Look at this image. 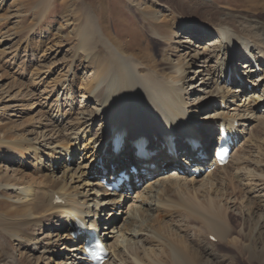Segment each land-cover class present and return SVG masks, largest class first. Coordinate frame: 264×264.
<instances>
[{"label":"bare ground","instance_id":"obj_1","mask_svg":"<svg viewBox=\"0 0 264 264\" xmlns=\"http://www.w3.org/2000/svg\"><path fill=\"white\" fill-rule=\"evenodd\" d=\"M205 2L206 0H181L176 5L174 3L170 5L173 9H182L178 10L179 20L175 26V28H177V34L174 35V37L182 38L177 44L179 43L183 49H188V52L184 54H189L190 50L193 51L191 49L193 47L189 45V47L186 48L185 43L187 44L194 40V36H199L200 40H202L204 39L203 35H208L209 31H213L215 35L213 38L215 40H208L206 46L203 45L199 49L198 45L195 46L196 48H194V52L189 58L190 62L194 59V66L198 67L195 71L191 72V74H193L191 78L199 79L200 85L203 86V92L210 86L209 90L205 92L201 102H196V100L190 101L187 98L186 95L191 96L193 92H189L190 88L187 89L188 86L178 78L180 75H185L186 69L191 65L190 63L185 67V70H182L181 66L168 63V65L163 67V71H158L159 79L154 75L151 76L150 73L147 72V69H145L146 72H142V69H144L142 60L138 59L136 54L126 56L111 39L106 40V38L102 37V28L97 23L94 12L84 7L79 35H86L87 31L92 34L87 46L83 47L85 49L83 51H85V61L89 63L91 58L94 59V62H90L93 76L90 82H87L88 84L85 92L81 96V99H83L79 100L77 103L73 102L76 105V117H71V115L74 114L73 106L66 112L60 109L57 102L55 108L58 109L53 112L51 118L45 123H42V126H39L42 130L40 132V138L35 139L36 145H33L30 138L28 140L13 138L9 141H5L7 145L13 146L18 153L23 149L36 153V158H38L41 165L44 163L42 158L44 159L45 157L47 162L45 165L43 164L45 174H43L39 181L9 178H4L0 181V196L5 197L4 191H11L13 196L10 201L15 205L12 209H4L0 212V264H27L22 260V258H26L27 256H22L21 253V256L18 257V255L15 254L14 244L12 246L14 241L25 248L29 246L28 252H31V254L36 251L39 252V249H41L40 251H46L59 258L63 252L64 257H66L68 261H64V259L61 258L57 261L58 264H86L83 260V256L80 255L81 246L74 244V241L66 235L71 229L67 226V223H72V216L76 215L84 221H87L88 224L93 225L94 229L101 230L100 234L102 235L100 236L103 241L106 242L113 237L111 233L115 228L111 224L112 219L108 220L106 218L107 220H105V218L102 217L103 207L108 203H113L112 205L116 204L123 195L126 197L128 196L116 192L110 194L100 192L99 184L94 176L98 173L100 174L103 169L109 170V166L107 165L108 161L113 162L112 165L115 166L116 169H119L123 166L121 160L126 158L129 162L135 164L139 163L141 169L144 170V174L153 173L155 170H159L163 165L167 168L172 167L173 170L170 173L172 177L166 188L172 187L177 191L180 189L176 187V185H180L181 193H179L181 198V196L189 190L186 189V183L184 181L189 180L192 184L195 182L196 176L178 174V169L183 173H187L184 171L185 167H178L180 166L178 164L180 160H177V156L180 150L184 149V155L194 157L193 159L197 162L194 168H204L208 164H205L203 159H197L196 156L199 154L200 150L202 153H204V151L208 153L209 146L211 145L208 135H210L209 133L211 130L214 132L215 125V128H217L218 124H227L230 129V126L237 122L239 124L238 128L237 126L236 128L234 127L236 132L242 133L244 131L246 133L247 131L243 126L246 128L249 124L246 125L245 121H242V117L249 116L248 118L253 120L259 119L257 134L264 130V106H260L257 102L260 100H256L254 96L259 86L258 81L264 78V17L259 16L258 18H253V15L240 16L224 13L216 15V17L210 15V23L205 20L193 18V15H195L193 12ZM159 3L164 4L162 2ZM164 6L168 7L167 5ZM206 17H208V15H206ZM150 32L152 37L160 39L158 37L159 33L156 30L151 29ZM182 34L185 36H182ZM196 41H198L197 38L195 39V42ZM96 46H99V48ZM94 49H97L102 56L96 55V50L92 54ZM240 49H247L249 52L248 56L242 57L244 69H242L241 75L243 78L240 81L233 80L234 84H237V86L229 88V85L226 84L227 79L223 80L222 77L226 74L225 69L228 68V64H230V72L234 76L236 64L232 62V56L236 58L241 51ZM207 54H209L208 59L203 61L204 56ZM252 55L259 67L263 69L262 75L253 69L250 59H248V57ZM181 57L182 56H180V58ZM212 58L215 61L213 65L210 64ZM152 62L156 66L158 65L155 61ZM138 67L141 68L139 72ZM170 75L172 77L170 78L172 84H167L163 81V78ZM212 81L213 83H211ZM65 86L68 87V85ZM66 89L72 90L71 84H69V88ZM71 92H73V90L68 94H71ZM192 95H194V93ZM67 98L68 97L65 98V101ZM89 102L94 105L91 106ZM203 102L206 104H202ZM70 104L68 103L67 106ZM196 104H199V106H196ZM200 109H210V117H200ZM192 116L195 117V119H205L207 121L205 126L202 128H193L192 125L194 124L190 122ZM64 119L67 120L66 126H61ZM96 126L99 127L97 128ZM137 126H141L142 128L136 130ZM94 127L96 128L94 129ZM109 128L111 133H119V143L117 146L122 149L119 153H114L112 149L113 146H111L110 149L108 148L109 145L108 147L99 148V144L102 142L105 132L107 133V137H110V135L108 136ZM247 130L249 133L250 128H247ZM182 134H184L183 139L182 136H180ZM175 135L178 136L181 141H184L185 138L187 139L182 145H178L174 139ZM47 136L49 138H47ZM233 137H236V135L233 134ZM171 138H173V141H171ZM191 140H195L200 144L195 152L191 151ZM80 141H83L81 154L84 155V158L82 159L78 154L79 158L82 159L80 162L77 164H71L72 162L66 164L67 162L64 157L66 158V155L69 154L74 156L78 153L81 149L78 145ZM215 145L217 146V143ZM212 149L214 150V148ZM84 150H87V152ZM90 150L95 151L94 157L96 156V159H98L95 164L94 159L88 162L86 160L90 155ZM139 153L145 156L140 157ZM263 155L264 153H261L258 157H261L262 161H264ZM19 157L21 158V156ZM230 158L233 162L235 161V174L248 175L251 178L250 180L254 178L253 180L259 183H250L254 184L252 188L255 194L264 197V164L261 165V163L255 162V159L253 161H246L245 157L238 149L234 151ZM261 160L258 159V161ZM228 162L229 161H227V165ZM150 164L153 165V168H150ZM227 165L215 167L213 172L222 170L228 174ZM177 179H182L184 181H176ZM160 182L161 179L158 181L155 180L152 185H157ZM163 184H165V182ZM146 186H144L140 193L149 187ZM257 186H261V188H256ZM132 187L133 185L131 188ZM122 188L123 187H121V189ZM162 188L163 187H161V189ZM163 191L165 192V190ZM163 191L160 190V192ZM154 192L155 190H147L145 194L146 198L143 199L142 197L138 206H132V213L130 214L129 211H127L126 214L129 219L123 221L130 224V227L126 228V232H128L133 239L124 246L129 249V252H126L131 253V256L133 255V260L138 259L137 249L141 246V240L139 238L140 241L135 240V237L136 235L140 237L144 234L140 229H137V227H139V221H137L138 217H142V214L157 211L156 209L160 208V205H158L159 202L153 199ZM135 197L133 200H135ZM260 197L254 200H252L253 196L250 197V202L248 200L247 204L243 203L246 200L243 199L244 201L242 200L239 206L240 210L248 214L250 209H256L257 206L264 209V199L261 200ZM57 199H60L61 202H55ZM174 202L176 201L174 200ZM16 203L20 205H16ZM186 203L188 202L186 201ZM204 203H206V200ZM181 205L182 204H180V206ZM192 206L194 205L192 204ZM244 206H246V209ZM203 208L204 207H202V209ZM205 208L207 213L203 217L204 224H202V227L204 231L201 232H206L208 239L212 236L210 235L211 233L215 238L217 237L219 241L224 240V235L227 240L230 230L228 231L229 233H227L228 229H226V227L228 228V226H226L225 221L224 223L220 222V216L224 219L226 217L224 216L225 210L223 211L222 209V212L220 209H216L210 212V210L213 209L210 208V204H206ZM188 210L191 211L192 209L190 210L189 208ZM250 211L252 212V210ZM116 214L113 213L111 216L115 217ZM191 214H188V216H192ZM151 215L150 217H152ZM194 215L193 218H197V216L195 215V217ZM150 217L148 216V218ZM54 218H56L58 222L55 221V223H53L54 220L52 219ZM46 220L47 222L51 221V237L54 238L56 235L54 232L56 229H60V232H62L54 239V247L51 249L50 246L52 243L49 241L51 239L50 236H45L42 238L43 240H41L35 235L36 233H34V230H39L40 226ZM200 222L202 223V221ZM254 222L257 224L260 222V219L258 221L257 218V221ZM103 224L108 225V227L102 226ZM199 226L200 225H198V227L195 226L197 230L198 228L199 230L201 229ZM117 230L116 228V231ZM167 230H169V228ZM171 231L174 230L172 229ZM225 232L227 236L224 234ZM165 235L168 236L167 234ZM179 241L180 240H178V242ZM181 241L179 242V246L183 243ZM210 242H212V240ZM174 245L177 246L178 244H173V246ZM108 246H114L113 248L115 249V245ZM175 246L174 249L168 247L171 250L169 255L170 264L200 263L198 260H200L201 255L189 249L179 250L181 247L175 249ZM185 246L186 244L184 243V248ZM62 247H64L65 252L62 250ZM247 249L250 252L253 251L250 247ZM160 250H163V248L161 247ZM263 250L262 258L264 259ZM150 251L149 248V252ZM258 251L256 249V252ZM153 252L152 254L154 255ZM158 252L162 254V251ZM127 253L123 251L121 246H118L116 256L125 257L126 259L130 256ZM145 253L147 254V252ZM142 255L144 256V251ZM146 256L147 255H145V257ZM157 256L150 259L144 257L145 259L140 258V260L137 261L139 264H146L148 262L153 264H169V261L164 262V258L161 259L160 256V258ZM208 256L210 257V253H208ZM117 260L113 257L111 261H107L103 264H113ZM120 261L122 260L120 259ZM129 264H133L132 261H129Z\"/></svg>","mask_w":264,"mask_h":264},{"label":"rangeland","instance_id":"obj_2","mask_svg":"<svg viewBox=\"0 0 264 264\" xmlns=\"http://www.w3.org/2000/svg\"><path fill=\"white\" fill-rule=\"evenodd\" d=\"M180 1L181 0H0V181L4 178L39 181L43 174H45L43 164L45 165L47 162L44 157V159L42 158L44 163L41 165L38 158H36V153H32L27 149H20L21 151L18 153L13 146L7 145L5 141H9L13 138H20L23 140H28L30 138L33 145H36L35 139L40 138L39 136L42 130L39 126H42V123H45L51 118L53 112L58 109L55 108L57 102L60 109L66 112L73 106L74 114L71 115V117H76L75 114L77 111L74 103L83 99H81V96L85 92L88 84L87 82H90L93 76L90 62H94V59L91 58L89 63L85 61V51H83L85 50L83 47L87 46L92 34L87 31L86 35H79L84 7L94 12L97 23L102 28V37L106 38V40L111 39L126 56L136 54L138 56L137 58L142 60V66H144L142 72H146L145 69H147V72H149L151 76L154 75L159 79L158 71H163V67L168 65V63L181 66L182 70H185V67L190 63L191 65L186 69L188 73L183 71L185 75H180L178 78L188 86L187 89L190 88L189 92L194 93V95H192V93L191 96L186 95L187 98L190 101L196 100V102H201L205 92L209 90L210 86L203 92V86L200 85L199 79L191 78L193 75L191 72L195 71L198 67L194 66V59L190 62L189 58L194 52L195 46L198 45V49L203 45L206 46L208 40H215L213 39L215 35L213 31H209V33L207 32L208 35H203L204 39L202 40H200L199 36H194V40L190 41V43L188 42L189 44L185 43L186 48L190 45V47H193L191 48L193 51L190 50L189 54H184L188 52V49H183L179 43L177 44L182 38L174 37V35L177 34V28H175V26L179 20L178 10L182 9H173L170 6L173 3L176 5ZM159 2L164 4H160ZM193 13H195L193 18L205 20L208 23H210V15L216 17V15L224 13L240 16L253 15V18H258L259 16L264 17V0H206V2L201 4ZM206 15H208V17H206ZM151 29L159 33L158 37L160 39L151 36ZM182 36L185 35L182 34ZM196 38L198 41L195 42ZM96 47L99 48V46ZM95 50L96 55L101 57L102 55L97 49H94L92 54ZM180 56L182 57L180 58ZM208 57L209 54L205 55L203 61L208 59ZM152 61H155L158 65L156 66ZM214 62L212 58L210 64L213 65ZM139 71H141V68L138 67V72ZM239 71L241 72V70ZM170 78H172L171 75L163 78V81L167 84H172ZM211 83H213V81ZM64 84L68 85V87ZM69 84H71L73 90L71 94L68 93L72 90L66 89L69 88ZM66 97H68L66 99L67 102L65 101ZM68 103L73 104L67 106ZM89 104L91 106L94 105L91 102H89ZM202 104L206 103L203 102ZM196 106H199V104H196ZM201 110L203 109H200V117H210V109ZM248 117L249 116L242 117V121H245V124H249V126L246 128L243 126L247 132L244 134L242 140L232 149L231 155L238 149L245 157L246 161H253L255 159V162H259L262 165L264 161L261 160V157H258L259 154L264 153V130L257 134L259 119L253 120ZM66 121L67 120L64 119L61 126H66ZM205 123V119H195V117L192 116V124H195L194 126L197 128L205 126ZM96 127L98 128L99 126ZM96 127H94V129ZM141 128V126H137L136 130H140ZM247 128H250L249 133ZM48 136L47 138H49ZM107 138V133L105 132L102 142L99 144V148L108 147V143L105 142ZM210 139L211 135H209V140ZM210 142L212 141L210 140ZM78 145L81 149L72 156L69 161L72 162L71 164H77L84 158V155L81 154L83 141L78 142ZM87 150L84 151L87 152ZM78 154L82 159L79 158ZM94 155L95 151L90 150V155L86 159L87 162L94 159L95 164L96 156L94 157ZM19 156H21V158ZM64 159L66 160L65 157ZM258 159L262 162L258 161ZM229 160L228 165L226 164L228 174L222 170L216 172H213L214 170L210 172L203 171L198 173L195 182L192 184L189 180L184 181L182 179H177L176 181H184L186 183V189H189L181 198L180 185H176V187L180 189L177 191L172 187L166 188L172 177L170 176L173 170L172 167L167 168L163 165L159 170L157 169L153 173L147 175L137 173L136 178L140 181H135L136 185L134 189L127 190L126 195L128 197L123 195L121 199L116 202L117 204L112 205L113 203H108L103 207L102 217H104L105 220L112 219L111 224L115 228L111 233L113 237L107 240L108 245H115V249L113 248L114 246H109V250H111L109 257L112 256L108 261H111V259L115 257V259L118 260L113 264H127V261L128 264L129 261H132L133 264H139L138 261L140 258L150 259L159 255L161 259L164 258V262H168L170 260V249H174L175 245L173 246V244H178L175 246V249L181 247L179 250L189 249L201 255L200 260H198L201 264H264V259L262 258V250L264 249V209L257 206L256 209L253 208L254 211L250 209L252 212L249 210V213L246 214V212L241 211L239 207L243 199H246L245 201L243 200V203L247 204L248 200L250 202V197L253 196L252 200L260 197L255 194L252 188V185L256 184L257 181L253 180L254 178L250 180L251 178L248 175L235 174V161L233 162L231 158ZM143 175L144 177L146 176L145 179ZM142 179L144 180L141 181ZM159 179H161V182L153 186V181H158ZM164 182L165 184H163ZM129 184L130 188L134 185V183L131 182H129ZM257 184L259 183L257 182ZM144 186L149 187L143 191L144 193H140ZM161 187L164 189H161ZM259 187L261 188V186ZM259 187L257 186L256 188ZM123 189L124 187L122 190ZM147 190H155L153 199L159 202L158 205H160V208H157V211L142 214V217H138L137 221H139V227H137V229H140L144 234L140 237H137L138 235L135 237V240H141V244L139 243L141 246L139 245L140 247L137 249L138 259L133 260V255L131 256V253H127L129 249L124 246L133 239L130 237L129 233L126 232V228H129L130 224L123 221L129 219L126 215L127 211L131 214V207L134 205L138 206L142 197L143 199L146 198L145 194ZM160 190H165V192H160ZM4 192L5 197L0 196V212L4 209H12L15 206L10 201L13 193L11 194L9 190ZM246 196L249 199H247ZM134 197L135 200H133ZM260 199L262 200L264 197H260ZM174 200L176 202H174ZM205 200L206 203H204ZM186 201L188 203H186ZM180 204L184 206H180ZM192 204L196 207L192 206ZM206 204H210V208H213L210 212L216 209H220L221 211L222 209L223 211L225 210L224 216L226 217L224 219L220 216V222L224 223L225 221L226 226H228V228L226 227V229H228L227 233H230L228 234L227 240L224 235L223 241H219L216 237V240L210 242L211 240L207 238L206 232H201L204 231L202 224H204L203 217L207 213V210H205ZM16 205L20 204L16 203ZM202 207H204V210ZM187 208L192 210L189 211ZM244 208L246 209V206H244ZM113 213H117L115 217L111 216ZM188 214L192 216H188ZM194 214L197 218H193ZM150 215L152 217H150ZM148 216L150 218H148ZM257 218L258 221L260 219V222L256 224L254 221H257ZM52 220H54L53 223H55V221L58 222L56 218ZM200 221H202V223ZM198 225H200V230L199 228L197 230ZM51 226V221L47 222L46 220L40 226L39 230H34V233L43 240V237H49L51 235ZM102 226L108 227L106 224ZM116 228L118 229L117 231ZM168 228L169 230H167ZM172 229L174 231H171ZM54 232L56 235L54 238L50 236L51 239L49 240L52 243L50 249L54 247V239L62 233L60 229H56ZM224 234H226V232ZM210 235L214 237L213 234L210 233ZM178 240H182L181 242L183 243H181V246H179L180 241L178 242ZM184 243L186 244L185 248ZM17 244L16 241L12 243L15 254L18 255V257L21 256V253L22 256H27L26 258H22L27 264H58L57 261L61 258H63L64 261H68V259L64 257L63 252L59 258L46 251H40L41 249H39V252L36 251L31 254V252H28L29 246L25 248ZM118 246H121L123 251L131 257L129 256L126 259L123 257V260L121 256H116ZM161 247L164 252L160 250ZM168 247L171 248L169 249ZM246 247L252 248L253 251L250 252ZM62 248L61 249L65 252L64 247ZM149 248L151 251L154 249L157 252L153 250V255L151 251L149 252ZM256 249L257 251L261 250V253L259 251L256 252ZM143 251L144 256L142 255ZM158 251H162V254H159L160 252ZM145 252H147V254ZM208 253H210V257ZM145 255L148 257H145ZM159 256L157 257L160 258ZM120 259L122 261H120ZM146 264L153 263L148 262Z\"/></svg>","mask_w":264,"mask_h":264}]
</instances>
